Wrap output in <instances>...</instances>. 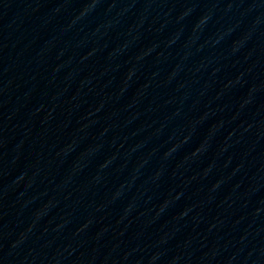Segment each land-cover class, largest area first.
I'll return each instance as SVG.
<instances>
[{"label": "water", "instance_id": "95a60500", "mask_svg": "<svg viewBox=\"0 0 264 264\" xmlns=\"http://www.w3.org/2000/svg\"><path fill=\"white\" fill-rule=\"evenodd\" d=\"M0 264H264V0H0Z\"/></svg>", "mask_w": 264, "mask_h": 264}]
</instances>
